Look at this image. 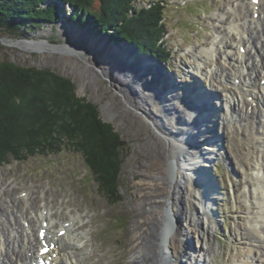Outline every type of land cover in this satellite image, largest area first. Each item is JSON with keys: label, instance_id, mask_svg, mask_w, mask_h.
<instances>
[{"label": "rangeland", "instance_id": "374dc122", "mask_svg": "<svg viewBox=\"0 0 264 264\" xmlns=\"http://www.w3.org/2000/svg\"><path fill=\"white\" fill-rule=\"evenodd\" d=\"M154 1L132 0L129 14L134 9L149 7ZM160 1L164 31L159 42H162L161 46L166 48L169 56L164 54L166 58L163 61L158 56L162 54L161 51H156L158 57L146 54L175 76L183 77L188 69L200 62L199 52L211 47V40L217 35L216 30L223 27L218 19L228 23L234 16L228 11L230 1ZM49 2H54L58 8L56 21L20 26L22 34L18 36L0 29V61H9L20 67L47 69L68 79L74 86L75 96L84 98L85 102L96 107L99 119L109 124L110 131L123 142L118 148V192L117 195H109L101 191L84 163L82 154L67 144L61 145V150L53 154L35 149L31 155H21L24 159H15L8 153L0 160V228L7 236L11 229L18 227V224L21 226L23 217H33L43 208H50L55 222L53 230H58L61 221L69 219L70 214H77L80 215V219L76 220L80 226L78 232L82 230L85 233L83 244L75 249L76 254L83 256L79 264H131L136 222L144 219L147 213L146 206L140 205L139 195L143 192V184L156 169L151 167V163L157 157L160 146L158 138L153 135V127L143 114L126 108L118 94L122 86L115 80L111 81L107 76L105 79L99 74L100 78L95 83L84 81L77 69H74L76 73L73 72V61L66 60L69 56L66 52L49 46L41 50H26L9 45L6 41L43 40L50 44H73L80 46L86 56L103 60H109L103 57L105 45H128L132 49L138 47L121 35L113 38L111 29L97 30L89 23L81 25L76 19H69L74 12L70 9L63 12L60 8L62 2L48 0L41 5L45 6ZM89 6L98 7V1L92 0ZM243 8L241 5L240 9ZM58 23L71 26V29L63 30ZM75 29L79 30L78 33ZM138 52L144 54L139 49ZM70 56L76 58L78 66H86L82 57ZM111 71L105 70L116 78ZM169 81H172L171 77ZM81 82L83 88H80ZM106 102L116 111L113 118L106 117ZM156 118L161 121L165 116L158 115ZM162 127L166 130L170 128ZM218 128L223 134V157L217 158L215 162L219 168L217 174H211L222 196L218 195L215 215L209 223L200 227V237L210 255V264H237L247 255L250 216L247 199L251 195L248 191H252L256 185L255 179L247 177L246 173L260 150L258 144L249 138L243 122L232 126L227 120L221 119ZM25 193L29 197L28 202L24 200ZM181 203L183 206L191 205L190 198L184 193L183 198H179ZM200 208L201 205L197 204L196 210ZM11 212L16 214V219H11ZM162 214L161 211V218ZM197 220L200 224L201 217ZM34 228L36 230L37 226ZM190 244L195 245L194 242ZM188 257L191 258V253H188ZM250 263L257 264L253 260Z\"/></svg>", "mask_w": 264, "mask_h": 264}, {"label": "bare ground", "instance_id": "6f19581e", "mask_svg": "<svg viewBox=\"0 0 264 264\" xmlns=\"http://www.w3.org/2000/svg\"><path fill=\"white\" fill-rule=\"evenodd\" d=\"M229 1L228 11L234 16L228 23L218 19L223 27L216 30L211 47L199 52L200 62L188 69L183 77L163 71L164 66L153 59L145 58L139 62L137 55L140 52L133 53L128 45L103 46V57L109 58L103 60L86 56L80 46L65 43L77 48L76 55L66 53L69 54L66 60L73 61V70L77 69L84 81L95 83L99 74L115 80L122 86L118 94L126 108L143 114L159 140L157 157L151 163L156 169L153 168L139 195L140 205L146 206L147 213L144 219L136 222L131 264H210L200 227L215 215L218 195L222 196L210 172L217 158L223 157V134L218 128L221 119L232 126L243 122L249 138L260 150L246 173L247 177L255 179L256 185L248 191L251 195L247 199L250 215L247 255L237 264H251L252 260L264 264V0L256 3ZM241 5L244 6L242 10ZM255 13L257 17H254ZM58 24L63 30L71 29V26ZM74 31L78 33L79 30ZM17 45L26 50L32 46L66 49L65 45L43 40H23ZM240 47H244L243 52ZM70 55L82 57L86 66H78L76 58ZM109 69L116 78L105 72ZM83 86L81 82L80 88ZM105 107L106 117L113 118L116 111L108 102ZM158 115L165 118L159 121ZM162 125L170 128L166 130ZM168 161L175 167L171 181L166 174ZM183 193L190 198V207L179 204ZM24 196L28 202L29 197L26 193ZM197 204L201 205L199 210H196ZM165 205L169 206L172 224L162 245L159 235L164 224L161 211ZM10 215H13L11 219H16L15 213ZM52 216L50 208H43L33 217H23L21 226L18 224L7 236L0 228V264H31L39 257L41 248L49 245L50 249L44 255L47 264H79L83 256L76 254L75 249L83 244L85 237L82 230L78 232L80 226L76 220L80 215L70 214L69 219L60 222L58 230H53ZM41 228L46 230L43 238L38 235ZM60 231H63L62 235ZM43 241L46 244H42ZM193 242L195 245L191 246Z\"/></svg>", "mask_w": 264, "mask_h": 264}, {"label": "trees", "instance_id": "16d2710c", "mask_svg": "<svg viewBox=\"0 0 264 264\" xmlns=\"http://www.w3.org/2000/svg\"><path fill=\"white\" fill-rule=\"evenodd\" d=\"M47 1L0 0V29L18 36L20 26L56 21L58 8L54 2L41 5ZM97 1L98 7L91 8L92 0H61L60 8L69 5L74 12L69 19L97 30L111 29L113 38L121 35L133 41L141 52L162 60L164 54L169 56L159 42L164 31L160 0L134 9L131 15L132 0ZM156 51L162 54L157 56ZM73 87L68 79L47 69L0 61V160L8 153L21 159L35 149L53 154L67 144L82 154L99 189L117 195L118 148L123 142L99 119L94 105L75 96Z\"/></svg>", "mask_w": 264, "mask_h": 264}, {"label": "water", "instance_id": "95a60500", "mask_svg": "<svg viewBox=\"0 0 264 264\" xmlns=\"http://www.w3.org/2000/svg\"><path fill=\"white\" fill-rule=\"evenodd\" d=\"M55 2H61L60 0H54ZM69 8H70V6H69ZM5 41V40H4ZM19 41H22V40H15V41H12V42H9V43H7V44H9V45H14V46H17V47H19V48H22V46L21 45H17V42H19ZM25 41H27V42H29V40H25ZM130 45H132V43H129ZM63 47H65L66 49H63V50H61V51H64V50H66V51H64V52H68V53H71V54H74V55H76V53H77V51H76V47H74V46H69V45H65V46H63ZM32 50H41V48L40 47H35V46H32V47H30ZM134 52H138V49H136V47L133 49V53ZM140 55H139V62L141 61H143V59H145V58H150V59H153L152 57H150V55H148V54H142V53H139ZM162 65V64H161ZM163 66V65H162ZM163 69L165 70V72H166V69H165V67H163ZM174 170H175V167H174V165H173V162H171V161H168L167 162V173H168V175H167V179L169 180V181H171V180H173V178H174V176H175V174H174ZM162 213H163V216H164V224H163V228H162V230L160 231V235H159V239H160V242H161V244L162 245H164V241H165V236L167 235L166 233H167V231H168V229H169V226H171V224H172V218H171V212H170V209H169V206L168 205H165L164 207H163V210H162Z\"/></svg>", "mask_w": 264, "mask_h": 264}]
</instances>
